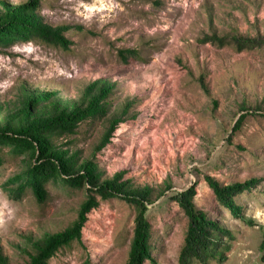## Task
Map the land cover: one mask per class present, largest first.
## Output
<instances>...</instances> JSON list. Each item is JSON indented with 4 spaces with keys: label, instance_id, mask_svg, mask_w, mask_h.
<instances>
[{
    "label": "rangeland",
    "instance_id": "rangeland-1",
    "mask_svg": "<svg viewBox=\"0 0 264 264\" xmlns=\"http://www.w3.org/2000/svg\"><path fill=\"white\" fill-rule=\"evenodd\" d=\"M29 1L0 0V24L7 9ZM24 16L63 27L70 46L34 40L0 47V129L70 110L97 79L114 84L107 116L82 122L52 151L75 155L78 166L93 163L100 182L119 175L132 191L153 190L146 217L155 264H178L186 219L172 197L190 188L195 207L233 235L224 260L209 264H264V46L239 51L232 42H264V0H39ZM205 37L226 44L202 43ZM121 50L137 58L123 62ZM40 94L49 100L27 108V97ZM123 110L126 121L97 151ZM2 156L0 255L25 264L33 243L76 221L86 194L50 184L44 203L30 193L11 201L2 185L32 161L6 149ZM206 177L221 186L255 182L231 198L239 218L216 202ZM136 214L120 198L100 201L87 215L81 244L60 249L48 264H124Z\"/></svg>",
    "mask_w": 264,
    "mask_h": 264
},
{
    "label": "trees",
    "instance_id": "trees-1",
    "mask_svg": "<svg viewBox=\"0 0 264 264\" xmlns=\"http://www.w3.org/2000/svg\"><path fill=\"white\" fill-rule=\"evenodd\" d=\"M38 1L30 0L27 6L6 10L4 20L0 24V47L9 48L17 42L27 43L37 40L49 47L68 50L70 42L64 37L63 27L51 28L24 16L36 8ZM201 42L216 44L219 47L226 44L224 39L215 37H205ZM232 42L239 51L244 48L264 46V42L257 40H232ZM117 54L123 62L128 58H137V52L133 50H121ZM114 88V84L97 79L84 88L79 102L70 110L32 122L9 131L10 133L5 128L0 129V167L3 165V149H6L11 156L29 155L32 161L24 171L2 185V190L11 201H19L30 193L38 203H44L48 196L47 186L50 184L60 185L70 191H84L86 194L76 221L64 231L45 235L41 241L33 243V254L25 264H48L60 249L70 247L73 243L81 244V232L87 221V215L98 207L100 201L115 198L132 204L137 211L127 260L124 264H155L150 254L152 227L146 217L147 205L153 203L150 199L153 190L144 188L140 191H132L129 185L119 181V175H115L109 181L100 182V176L96 173L93 163L87 161L78 166L75 155L67 157L65 153L52 151V144L56 139L75 135L82 122L103 119L107 116V100ZM34 100H37L35 104H43L49 100V97L47 94L27 97L26 107L28 108ZM125 115L126 110H123L108 123L96 147L97 151L109 144L118 125L126 121ZM239 123L240 121L237 126ZM205 181L223 210L239 218L241 208L237 207L231 198L234 194L249 191L255 182H252L251 186L249 184L241 187L221 186L210 177H206ZM194 196V188H190L172 197L186 219L178 264H209L211 261L224 260L222 254L229 250L226 244L233 240V235L207 219L206 214L195 207ZM240 220L245 221L243 217ZM260 248L264 250V242ZM0 264H7L6 259L1 255Z\"/></svg>",
    "mask_w": 264,
    "mask_h": 264
}]
</instances>
